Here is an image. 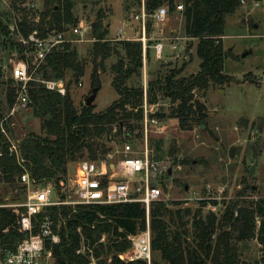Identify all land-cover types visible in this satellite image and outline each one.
Wrapping results in <instances>:
<instances>
[{
    "label": "trees",
    "instance_id": "trees-1",
    "mask_svg": "<svg viewBox=\"0 0 264 264\" xmlns=\"http://www.w3.org/2000/svg\"><path fill=\"white\" fill-rule=\"evenodd\" d=\"M241 1L181 0L182 10L177 11L179 4L175 5L172 0H145V10L149 15L164 6L168 8V13H181L184 35L197 41L196 56L200 62L196 74L184 77L181 76V69H172L164 76L158 74L155 80L147 83V104H157L158 100L168 102L167 114L161 111L154 115L159 122L174 119L179 131H191L193 125L204 121L205 106L195 99V94L205 92L211 84L222 85L229 81L223 73L224 59L228 55L223 46V33L226 17L241 7ZM13 7L17 9L14 3ZM72 9L70 0H43L37 28L43 29L48 25L51 30L65 31L66 25L76 26V23H72ZM20 13L23 32L32 31L35 28L31 22L34 14L24 10ZM104 18V11L100 9L89 28L93 41L87 57L91 58L92 63L102 65L112 55L117 57L110 68L111 85L117 100L101 113L94 111L93 104L85 106V102L76 107L71 98V88L80 84L85 61L79 58L76 43H64L54 49L36 70L35 76L42 80H65V74L69 72L66 93L61 96L40 83H29V108L39 120L40 133L27 134L18 145L16 154L10 151L8 138L0 132V182L15 189L20 176L27 172L35 183L53 180L58 184L67 174V164L75 158L86 155L88 160L103 159L109 150L101 143L103 139L111 141L120 135L129 139L134 133V138H142L143 88L140 79L143 46L140 41L110 44L112 42L107 40L109 25L103 23ZM5 32L0 18V52L5 50L1 42ZM91 75V92L94 88L98 91L100 81L96 74ZM4 87L5 106L11 107L16 90L13 80H6ZM161 144V141L153 144L157 154L154 158L157 160L162 159ZM161 186L166 191V183L162 182ZM248 189L252 190L243 187V192ZM199 204L190 227H186L187 223L182 221L184 216H190L189 209L172 210L169 203L164 202L151 208V251L153 256L158 254L159 258L154 260L152 257V264H264V198L251 202H223L222 212L217 213L210 211L202 214V208L209 204L216 207L218 202L207 200ZM52 211L55 217L60 213L64 219L61 222L60 243L53 247L55 264L88 263L84 257L76 254L81 237L94 243L103 234L123 238L124 234H136L145 229V213L139 204L78 206L74 212L64 208L62 211L57 208ZM99 216L103 219H99ZM13 223L14 216L9 213L0 222L2 250L13 249L24 237ZM78 228L81 233L77 232ZM250 240H256L260 246V257L253 263H246L240 259L238 246ZM107 245L106 252L113 256L111 264H142L123 263L117 259V254L128 249V242H116L110 238ZM96 255H99V251H96Z\"/></svg>",
    "mask_w": 264,
    "mask_h": 264
},
{
    "label": "rangeland",
    "instance_id": "rangeland-1",
    "mask_svg": "<svg viewBox=\"0 0 264 264\" xmlns=\"http://www.w3.org/2000/svg\"><path fill=\"white\" fill-rule=\"evenodd\" d=\"M172 1L175 5L181 3V0ZM70 2L73 4L72 23L88 28L78 38L79 42L74 43L79 58L85 61L84 74L79 81L80 86L74 85L71 88V98L76 107L84 105L85 100L91 95L93 73L100 81V89L92 102L94 111L104 112L118 98L111 85L110 72L117 57L112 55L103 65L94 64L91 58L87 57L93 41L89 28L100 9L105 14L103 23L109 25L107 40L112 42L110 44L114 45V42L118 41H139L143 36L145 37L147 57H143L140 79L142 88L146 86L147 90L149 81L155 80L158 74L161 76L168 74L172 69H181V76L184 77L198 72L200 62L196 56L197 41L185 37L180 12L168 13L166 22L162 26H157L148 18L143 34L140 24L134 20L141 0H70ZM1 3L0 1V17H2L1 13L5 12ZM164 7L168 10L166 6ZM120 29L123 32L121 39L115 40ZM173 36L185 38V41H181L180 58L169 57L174 54L170 50V43L162 40L160 43L163 54L162 59L158 60L154 50V45L159 42L156 39H168ZM223 46L228 54L224 59L223 73L229 81L222 85L211 84L205 92L195 94V99L205 106L204 121L193 125L191 131H179L176 121L169 118L159 122L158 126L148 128V144L153 150V155H157L153 144L161 141V161L170 170L169 178L165 182L169 208L190 210V216L182 218V221L187 223L186 227H190L191 218L199 208L200 201L209 200L219 203L216 207L209 204L202 208V214H206L210 211L222 212L223 202L225 204L232 200L251 202L256 198H264V0L258 2L243 0L241 7L234 14L226 17ZM68 76L69 72L65 74V78L68 79ZM34 78L41 79L35 75ZM8 79H10L8 75L0 76L1 113L6 111L4 82ZM153 105V112L163 111L167 114V101L158 100L157 104ZM161 106L163 108L160 109ZM9 125L12 142L17 145L27 134L40 133L39 120L32 115L31 108L17 112L9 121ZM135 134L129 139L124 135L111 141L103 139L101 143L109 149L108 154L118 159L122 155L121 150L124 145H130L135 151L141 150L143 136L134 138ZM231 152H233L232 156ZM83 160H88L86 155L69 162L66 166L67 174L58 184L52 180L58 193L62 188L66 192L70 191V180L74 176L76 165ZM60 182L62 187L59 185ZM16 183L14 189L0 182V197L10 202L24 199L28 190L19 182ZM245 186L252 190L243 192ZM67 196L70 198L71 194L68 193ZM63 208L74 212L77 207ZM59 210L62 211V208ZM8 213L10 214V212L4 214ZM99 219L102 220L103 217L99 216ZM63 221L62 216L56 221L57 224L59 222L60 228ZM77 232L81 233L80 228ZM110 236L103 234L94 243L81 237L76 254L84 257L88 261L87 264H111L113 256L106 252L110 238L116 242L128 241L124 235L123 238L112 234ZM259 248L256 240L240 244L238 249L241 261L246 263L257 261L260 257ZM96 251H99V255H96ZM152 257L154 260H159L158 254Z\"/></svg>",
    "mask_w": 264,
    "mask_h": 264
},
{
    "label": "built area",
    "instance_id": "built-area-1",
    "mask_svg": "<svg viewBox=\"0 0 264 264\" xmlns=\"http://www.w3.org/2000/svg\"><path fill=\"white\" fill-rule=\"evenodd\" d=\"M4 6L1 20L6 32L2 36L5 47L1 51V74L8 75L15 87V101L11 107L2 112L0 132L10 142V151L17 154L18 145L12 142L9 121L20 111L29 109L28 86L31 82L42 84L47 90L64 96L66 82L60 80H36V70L44 63L47 56L64 43H77L86 31L85 26L66 25L65 31L37 28L40 14L43 11V0H0ZM12 1V2H11ZM16 5V10L13 7ZM243 3V1H241ZM34 14L32 21L35 28L23 32L21 26V11ZM182 5L177 6V11ZM168 11L165 7L156 10L152 15L146 13L144 0H141L138 13L134 16L143 34L146 23L151 17L157 26H162L167 19ZM122 30L117 33L115 40H120ZM145 55V37L139 40ZM170 50L174 59H179V51L185 38L173 36L168 38ZM186 46V45H185ZM155 55L162 59L163 47L161 43L154 45ZM80 86V84H79ZM146 86L143 87V143L140 151H135L130 145H124L121 157L115 159L107 154L99 160H83L77 163L74 176L70 180V191L62 188L57 192L54 182L44 181L35 183L27 172L20 176L19 184L27 188L24 199L10 202L0 197V222L5 212L14 216V223L18 231L24 236L13 249H0V264H53V247L60 243V224L52 214L53 209L78 206H117L139 204L145 213V229L136 234H127L125 239L129 247L116 255L123 263L152 264L150 211L160 202L168 203V193L161 186L169 178V169L161 160L154 158L153 150L148 144V128L158 126L159 120L154 117L152 106L146 101ZM61 187L62 184L60 182ZM71 194L69 198L67 194ZM64 196V197H63ZM62 224V223H61ZM7 231V229L5 230ZM120 233H123L120 229ZM52 250H50V249Z\"/></svg>",
    "mask_w": 264,
    "mask_h": 264
},
{
    "label": "water",
    "instance_id": "water-1",
    "mask_svg": "<svg viewBox=\"0 0 264 264\" xmlns=\"http://www.w3.org/2000/svg\"><path fill=\"white\" fill-rule=\"evenodd\" d=\"M94 72H95V69H94ZM96 93H97V89L96 88L92 89L91 95L85 100V106L89 107L92 105V102L94 101L96 97ZM232 154L233 152H231V156ZM168 174H170V172Z\"/></svg>",
    "mask_w": 264,
    "mask_h": 264
},
{
    "label": "crops",
    "instance_id": "crops-1",
    "mask_svg": "<svg viewBox=\"0 0 264 264\" xmlns=\"http://www.w3.org/2000/svg\"><path fill=\"white\" fill-rule=\"evenodd\" d=\"M162 36V35H161ZM157 41H159V42H157V43H160V41H162V40H167V38H163V39H156ZM156 43V44H157ZM144 58H145V55H144Z\"/></svg>",
    "mask_w": 264,
    "mask_h": 264
}]
</instances>
